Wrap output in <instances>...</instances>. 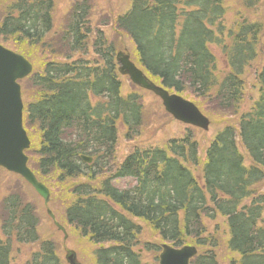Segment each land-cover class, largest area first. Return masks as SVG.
<instances>
[{
	"label": "trees",
	"instance_id": "1",
	"mask_svg": "<svg viewBox=\"0 0 264 264\" xmlns=\"http://www.w3.org/2000/svg\"><path fill=\"white\" fill-rule=\"evenodd\" d=\"M57 1L0 0V44L34 66L20 84L25 129L37 140L35 147L31 139L36 176L62 185L88 181L72 188L65 220L81 239L100 246L96 264H145L142 252L154 253L157 264L159 243L196 246L192 264H218L219 243L206 223L219 219L226 220L228 250L239 257L232 264H264V0H132L111 23L123 42L92 28L89 0H75L55 33ZM229 4L236 7L229 10ZM49 37L59 40L61 51L47 48ZM124 43L156 85L193 102L212 120L237 121L205 149L198 130L189 128L164 146L135 147L116 167L118 125L133 142L148 111L147 92L132 85L124 93L115 61ZM213 48L223 55L224 69ZM248 86L255 102L241 113ZM117 180L134 185L121 190ZM140 223L159 241L144 243L141 251ZM39 226L21 194L4 198L0 264H11L14 244H39L25 264H63L56 245L40 240Z\"/></svg>",
	"mask_w": 264,
	"mask_h": 264
},
{
	"label": "rangeland",
	"instance_id": "2",
	"mask_svg": "<svg viewBox=\"0 0 264 264\" xmlns=\"http://www.w3.org/2000/svg\"><path fill=\"white\" fill-rule=\"evenodd\" d=\"M74 1L75 0L57 1L56 12L54 13L56 19L55 33H58L61 27L64 28L63 22L68 16V13H70ZM233 1L235 0H229V3ZM131 2L132 0H89V3L92 7V14L90 18L92 28L94 30L100 29L101 31H104L111 42L115 40H120V42H123L121 37H117L114 34L111 23L114 22L119 15L124 14ZM226 7H228L230 10L235 8L236 5L229 4L226 5ZM102 21H106L107 25L109 26H102ZM47 48L50 51H61V44L59 43L58 39L49 37L47 40ZM132 51L133 47H131V45L128 43H124L122 49L117 51V54L124 52L131 56ZM213 52L220 62V69H224L226 64L223 55L216 48H213ZM36 55L40 57V52H36ZM91 57L92 53L87 55L86 59H93V57ZM260 66H263V63L258 64V67ZM253 77L254 76H251L249 78ZM123 81L124 93L131 91L133 87L129 80L123 77ZM247 95L248 99L245 100V104L242 106L241 113L247 112V110L255 102V90L252 88V86L247 87ZM143 97L146 107L148 106L145 129L137 140L133 142H127L124 139V127L121 124L118 125L119 136L117 144L116 167L124 161L126 156H128L135 149V147L164 146V144L172 138H182L189 130V127L174 121L170 116H168L166 112H164V109L161 106L162 104L155 96L150 93H143ZM24 98L26 99V95ZM235 121H237L235 118H224L223 120L210 119L211 125L209 132L199 133L198 131V133H196L198 138L202 139V144L205 145L202 148L205 149L207 147L206 144L212 140L218 132H220L228 124L235 123ZM28 131L29 136L33 140V145L36 147V135L33 130L30 131V129H28ZM36 149L37 148L31 149L29 158L35 156ZM35 160H37V156H35L31 161V167L34 170L36 169L37 165V161ZM42 182L50 190L51 195L48 206L44 204L43 200L20 177L9 174L6 171L0 169V203L2 199L6 198L8 195H12L13 193L21 194L24 203L32 205L35 209L36 215L40 219V240L51 241L56 245V254L63 264H69L67 258L71 254L75 255V264H96V257L94 253L95 251L101 249L100 246H94L88 240L81 239L74 232V230L69 227L65 220V210L73 202V196L71 195L72 188H74L76 185H79L80 183H88V181L81 178L78 180H68L66 184L62 185L54 178H45V180ZM96 183L93 184V186H97ZM114 183L121 190L128 189L134 185V181L132 180H117ZM262 192L264 193V187ZM47 209H50L53 212L57 221L65 228L67 238H65L64 234L52 225L53 223L46 213ZM225 221L226 220L224 219H219L216 221L207 220L206 223L208 234L214 236L219 243V247L215 250L218 264H232L233 261L237 262L239 260V257L230 252L227 248L228 232L224 227ZM140 224L142 226V234L140 236L141 244L139 247L140 250L142 249L144 243H158L159 241L157 237L153 236V233L149 230V228L145 224ZM160 244L161 243H159V245ZM104 247L106 248L108 246L106 245ZM38 250L39 244L23 246L15 245L11 257V264H25L28 260H30L32 254ZM142 254L144 255V263H154L156 257L154 253L148 254L142 252Z\"/></svg>",
	"mask_w": 264,
	"mask_h": 264
},
{
	"label": "water",
	"instance_id": "3",
	"mask_svg": "<svg viewBox=\"0 0 264 264\" xmlns=\"http://www.w3.org/2000/svg\"><path fill=\"white\" fill-rule=\"evenodd\" d=\"M116 59L120 64L119 73L127 76L133 85L158 97L165 111L176 121L206 132L209 130V120L193 103L155 85L131 62L129 55L118 53ZM32 71L33 66L23 56L0 45V167L22 177L48 204L49 190L29 169V159L25 154L30 149L31 142L23 126L24 105L18 82L30 76ZM82 159L87 163L92 162L90 158ZM48 215L54 220V215L49 210ZM56 226L65 234L63 227L58 223ZM161 247L159 264H190L197 256L195 247L178 249L167 244ZM68 262L75 264L74 254L68 257Z\"/></svg>",
	"mask_w": 264,
	"mask_h": 264
}]
</instances>
